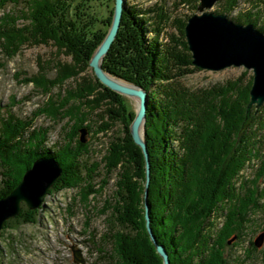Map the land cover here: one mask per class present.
Masks as SVG:
<instances>
[{
    "label": "rangeland",
    "instance_id": "rangeland-1",
    "mask_svg": "<svg viewBox=\"0 0 264 264\" xmlns=\"http://www.w3.org/2000/svg\"><path fill=\"white\" fill-rule=\"evenodd\" d=\"M229 1L235 7L231 11L226 12L222 8L223 0H217L212 7H206L205 11L199 9L202 0H125L124 12L130 7L131 13L134 14H132V18L134 19L130 16V21L135 24L140 33V27L138 26L141 22V26L144 24L145 34L144 36L141 34L140 38L142 37L141 39L144 40L145 37L149 40L147 44L150 48H153V53L156 54V62L161 61L158 67L162 73H165L166 66L168 65L170 45L177 47L175 51L177 54L176 59L175 57L172 58V63L169 65L171 68V80L162 79L160 78L161 76L156 77L159 73L151 65L145 85H140L133 80L137 76L136 72L141 69L140 64L135 62V60L133 62H135L136 66L133 65L131 72H124V69H121L123 61H132L128 57L130 56L129 52L124 47L117 46L125 44L123 40L121 43V39L119 40L120 43H117L119 32L122 31L123 27L121 28L120 26L117 37L102 60L104 68L106 57L109 56L111 59V68L115 72L104 68L109 75L119 81L146 89L148 97L146 99L147 121L144 127L146 129V139H149V109H152L154 104H158L157 102L160 97L161 100L167 97L161 94V90L164 91L163 89L166 84L172 80L175 84H183L193 92L196 90L201 93L202 90L211 91L213 89L217 93L222 94L226 90H229L232 83L238 84L242 88L246 87L248 82L251 81L252 86L249 91V101L246 104L244 121L240 125L238 136L241 137L250 133V138L253 140L260 139V136L263 138L264 109L262 110L261 108L264 106V101L259 106L257 102L252 105L250 110L251 119L242 131L251 101V89L255 79L254 68H248L244 64H232L216 70L198 66L193 62V52L187 40L186 26L189 19L195 14H202L206 11L225 14L229 20L245 25L249 22H247L244 16L249 15L255 20V22L250 23H253L256 29L264 33V0ZM0 2V113L3 116L2 120H0V130L3 127H7L6 137L14 136V138L18 139L22 137L21 135H17L20 128H22L21 123L25 122L24 124L27 127L28 125L34 128L42 127L45 133L47 132L43 135L40 133V130L38 132L40 135L36 134L30 140L26 139L21 149L19 145L16 149L12 148L13 151L11 150V152L10 149H7L5 157L0 152V189L6 184L5 181L9 176L8 174L13 175V177L21 176L23 179L27 170L33 168L34 162L38 160L51 158L62 170L57 181L43 195L37 207L30 208L25 202L21 203L22 210L20 214L26 212L30 221L21 222L20 224L12 223L13 220L20 216L19 214L9 218L0 230V264H132L131 260H128L129 252L124 257H127L126 259L123 258L120 252L124 244L121 241L120 234L114 232L119 229V226L117 225L118 220L113 217L116 216L117 212L115 208L117 209L119 202L118 180L120 179V173H122L123 178L127 177L126 171L134 179L139 189L136 194L137 197L135 196L136 198L132 202L136 201L134 206L141 211L143 206L144 210L143 222L147 235L144 232L142 224L138 228L135 226L137 222L130 224L132 230L135 231L134 237L139 240L140 247L144 251L142 252L147 256L144 257L145 259L143 258L144 263L164 264L163 256L157 251L148 233L147 219L145 217L146 166L144 167L145 175L142 178L138 170L140 159L137 158L138 152L137 148L133 145L135 141L131 133V125L140 108L139 98L114 90L103 83L91 65L93 55L109 34L113 24L116 0H73L71 12L74 18L76 17L75 19L79 21L76 28L86 34L87 43H94L96 45L87 64H84L83 59L79 61V56L75 58L73 55H66L65 50L59 48L52 41L44 43L43 40H37V35H40L36 31L34 24L28 25V23H31V19L36 13H43L46 10L37 12L39 6L29 3L31 0H0ZM79 6H81L80 9L78 8ZM239 16L244 17L245 21H238L236 18ZM130 21L126 22L129 26L132 24ZM32 23H36V20L33 19ZM27 25L29 28L26 27L24 29L23 27ZM129 28L131 31H134L132 25ZM138 30L136 34L134 33L135 36L140 35L138 34ZM127 34L125 36L132 37L130 33ZM125 36L123 37L126 38ZM66 38L68 39L69 37ZM113 46H115L116 50L114 49L115 51L111 54ZM140 55L142 53H139ZM189 56L191 64L184 65L180 69V66H173V61L182 60V58L187 60ZM62 69L63 72L66 70L70 71L68 73L69 78L63 81L65 84L62 88L55 87L53 93L47 95L42 92L41 87H36L34 79H44V72L47 73L48 71V74L54 77L55 73L60 70L62 71ZM176 70H178V74H176ZM129 77L134 78L128 79ZM81 80L83 83L88 84L92 93H97V96L102 98L101 107L103 109L101 111L100 109H96L91 112L87 109L85 103L82 106L87 121L80 127L78 137L80 143L86 147L85 149L89 153L84 156V159H86V162L88 161L89 165L87 167H90V170L87 171V167H82L84 169L82 175L76 176L75 181L71 180L73 185H68L60 180L64 174V165L54 156L43 155L33 157L34 151L32 148L40 146L44 150L43 144L51 147L56 142L61 141V131L63 125L69 121L68 117L61 122H54L46 113H42L38 108L42 107L46 101L51 103V97L54 93L57 94L58 91H61L62 94H65L68 88L75 86ZM177 84L176 86H178ZM233 95L234 99H240L236 93H233ZM52 98L56 101V95ZM222 103L223 101L220 104ZM70 104H73L72 101L66 107L68 110L73 109V106ZM165 104L163 105L165 106ZM224 107L227 108V106ZM253 107H256V109H253ZM255 110L260 111L253 116ZM150 116L152 115L150 114ZM127 120H129V124L126 127L125 122ZM217 121L219 122V120ZM87 125L91 126L92 132H90ZM101 125L105 127L110 125L112 130L110 129L107 132L103 129L101 131L99 130ZM83 128L86 131L84 130L82 133L81 129ZM167 129L173 133V127L169 126ZM178 129H176L177 138ZM96 130L99 132L96 133ZM119 134L121 135L119 136ZM118 136L121 140L123 139V145L121 144L117 147V152L113 151L109 154L108 146L110 142L116 144ZM171 136V143L168 142L169 147L173 146L175 150H177V147L179 149V140L174 138L172 134ZM129 139L133 142H131L133 147H130L131 143H129ZM121 140L120 142L122 143ZM135 145L137 144L135 143ZM260 145H263V143ZM260 145L252 148V157H249L250 159H247L245 164H243V169L240 166L238 167V172L224 186L229 196H231V193H234L239 195L241 200L246 195V190H249V193H251V197L253 198L252 205L249 211L243 215H246V222L240 226L234 224L239 219V216L236 215V218H234L231 215L232 211H228V206L231 204L230 199L225 198L216 203L215 207L212 208L209 219L215 223L211 225L210 221L206 230V236H208L206 239L209 247L206 250L202 249L198 253L195 252L194 254L197 255L191 256V261L193 262L190 261L188 264H210L209 257L213 256V251L217 250L214 247H218L221 251V264H264V198H261L264 196V174L260 180L258 179L260 177L258 176L259 168L262 166L264 160V150L260 149ZM137 146L141 149L139 145ZM147 148H149L148 144ZM29 149L31 150L29 151ZM258 150L261 151L260 155H257V152H260ZM148 152L151 163L150 183L148 187V192L150 193L153 161H151L150 150ZM141 153L145 165L142 149ZM106 155L107 157L109 156L108 159L113 161L116 166L111 171H108L109 164L106 163L108 160L105 161L104 158ZM215 156L213 157L217 162V156ZM20 158L21 160H19ZM198 158L199 160L201 159L200 157ZM232 159L228 160L226 166H233L232 170L236 171L238 165ZM149 198L148 194V204H150ZM194 198L195 195L193 194V197H190L191 204L194 203ZM236 206L239 207V205ZM187 207L183 205L181 208V216L183 217L182 227L180 226L179 232L176 231V234L179 233L177 238L181 234L183 237L185 233L183 238L185 248L181 251V253L185 254H188L195 247V232H193L192 225L198 224L197 222L203 215H196L197 213L195 214V211L192 209V214L188 213L190 214L188 222L186 217L187 212L184 211ZM167 209H169L168 204ZM233 212L236 213L237 210ZM226 215H230L231 219L235 220L232 223L234 225L233 229H235L233 233L226 230L222 231L224 227L228 228L229 226L227 224L228 216L226 218ZM128 218L132 219L131 221L135 220L133 210L129 213ZM194 218L197 221H193ZM149 223L153 235L156 237L151 217L149 218ZM122 230L125 231V229ZM112 233H114V237H112ZM186 236L189 238L187 242L185 241ZM261 238L262 241L258 244ZM163 245L169 256V264H184L183 256L173 255L172 249H167V245ZM188 248L190 250L187 252L186 249ZM76 253L79 254L76 256ZM132 256L134 254H131Z\"/></svg>",
    "mask_w": 264,
    "mask_h": 264
},
{
    "label": "trees",
    "instance_id": "trees-1",
    "mask_svg": "<svg viewBox=\"0 0 264 264\" xmlns=\"http://www.w3.org/2000/svg\"><path fill=\"white\" fill-rule=\"evenodd\" d=\"M223 1L222 8L224 11H231L235 7L229 0ZM29 3H34L35 6H39L37 12L46 10L43 13H36L32 19L30 18L31 23H28V25L34 24L36 31L40 35H37V40H43L44 43L52 41L58 45L59 48L65 50V53H67L66 55H73L75 58L76 56H79L80 58L77 57L78 60L81 61L80 59H83L82 61L85 62L84 64H87L96 45L94 43H87L86 34L76 28L79 21L75 19L76 17L74 18L73 13L71 12L73 0H31ZM80 7L81 6L78 8L80 9ZM129 8L130 7L124 12L121 25V28L123 27V29L119 32L117 39V43H120L119 40L121 39V43L123 40L125 44L117 46L124 47V49L129 52L130 56L128 57L131 58L132 61H123L121 69H124V72H131L133 65L136 66L135 62L140 64L141 69L136 72V78H128H134V82L140 85L146 84L147 81L145 82V80L148 78V72L151 70V65L159 73L156 77L161 76L160 78L162 79L171 80V68L169 65L172 63V58L175 57L176 59L177 54L175 51L177 47L170 45L171 48L169 50L170 56L168 58V65L166 66L165 73H162L158 67V64H160L159 62L161 61H158V63L156 62V54L153 53V48H150L147 44V41L149 40L145 37L144 40L141 39L142 37L140 38L141 34H143V36L145 34L144 24L141 26L140 24L142 22L140 21L141 23L138 26L140 27V33L135 24L130 21V16L132 18L134 14L131 13L132 11H130ZM244 17L249 23L255 22V20L249 15ZM244 17L239 16L236 19L240 22H244ZM33 19L36 20V23H32ZM127 21L132 23L131 25L134 31L130 30L129 27L131 25H127ZM28 25L23 28H29ZM136 29L139 32L138 34H140L138 36H135ZM127 33H130L132 37L125 36ZM66 37L69 38L67 39ZM115 46H113L111 54L116 50V48H114ZM139 53H142V55L139 56ZM108 57L109 56H107L104 61V68L107 70H113L111 68V59ZM134 60L135 62H133ZM152 61L153 63L151 64ZM173 63V66H180V69L183 68L182 66L184 65L191 64V59L189 56L187 60L182 58V60L173 61ZM177 72L178 70H176V74H178ZM68 73H70V71L66 70L63 72L62 69V71L60 70L55 73L54 77H51L47 71V73L44 72V79L38 80L37 78L34 79V82L36 83V87H41L43 90L42 92L49 95L50 93H53L55 87L62 88L64 86L65 83H63V81H65L66 78H69ZM173 83V80L169 81L164 87V91L161 90V94H164L167 97H164V100H161L160 97L157 102L158 104H154L152 109H149L148 124H150V128L148 134L149 139L147 140L149 142L148 145L151 161H153L149 205L150 217L158 242L167 245V249H172L173 255L183 256L184 264H188L191 261V256L194 257L197 255L194 254L195 252L198 253L202 251V249L206 250L209 247L206 239L208 237L206 236V230L210 221L211 225H214L215 223L209 219L212 208L215 207L216 203L225 198L230 199L231 204L228 206V211H232L231 215H233L232 217L234 218H236V215L239 216V219H236L237 222H235V220L233 221L231 219L230 215H226V218L228 216L227 224H229V226L228 228L224 227L222 231L226 230L233 233L235 232V229H233V222L239 226L244 225V222H246V215H243L245 212L249 211L250 206L252 205L253 198L251 197V193H249V190H246V195L241 200L239 195L234 193H231V196H229L228 192L224 189V186L226 185V182L230 181L235 173L238 172V167L240 166L241 168L247 159L249 160V157H252L251 150L253 147L255 148L263 143V145H260V149L262 151L264 150V136L263 138L260 136V139L258 140L251 139L250 133L242 135L241 137L238 136L240 125L244 121L246 104L249 101V91L252 86L251 81L248 82L246 87L242 88H240L238 84L232 83L229 90H226L223 94L219 92L218 94L217 91L213 89L211 91L202 90L201 93L196 90L193 92L183 84L178 85L176 83L178 85L176 86V84ZM67 90L68 91H66L65 94H62L61 91H58L57 94L54 93L52 97L56 95V101L51 97V103L46 101L42 107L38 108L42 113H46L54 122H61L68 117L69 121L63 125L61 131V141L56 142V144L51 147H47L43 144L44 150L40 148V146L34 147L32 150L34 151L33 157L50 155L60 160L64 165V174L60 180L68 185H73L71 180L75 181L76 176L82 175V167L85 168L89 165L88 161L86 162V159H84V156L89 153L85 149L86 147L80 143L78 137L80 127L86 122L85 112L82 110V106L85 103L87 109L91 112L96 109H100L101 111L103 108L101 107L102 98H99L97 93H92L88 84L83 83L82 80L78 81L75 86L68 88ZM110 92L116 94L113 91ZM233 93H236L240 99H234ZM70 101L73 103L70 104L73 106L72 110L66 108ZM162 101L166 103L165 106L163 105L164 103L162 104ZM221 101H223L222 104H220ZM224 106H227V108ZM253 109H256V107H253ZM261 109L263 110L264 106ZM256 111L257 110L253 112V116H255L260 110ZM150 114L152 116H150ZM1 118H3V116H1L0 113V120H2ZM217 120H219V122ZM24 123L25 122L21 123L22 128H20V131L17 134L22 136L18 138L19 140L14 138V136L6 137L7 127H3L2 130H0V152L2 156L4 155L5 157V155H7V149H10L11 152L12 148L16 149L18 145L21 149L26 139L30 140V138H33L36 134L40 135V133H42L45 135L47 133H45L44 128L42 127L34 128L30 125L27 127ZM128 124L129 120L125 122V126L127 127ZM207 125L210 127H206ZM169 126L174 128V130H172L173 133L167 129ZM87 127L90 129V132H92L91 126L87 125ZM177 128H179L178 138L176 133ZM103 129L108 132V130L111 129V126L109 125L105 127L104 125H101L99 130L102 131ZM40 130L41 132L38 133ZM95 132L98 133L99 131L96 130ZM171 134L174 138L179 140V149L177 147V150H175L171 144V147H169L168 142L171 143L170 139L172 140ZM120 135L121 134H119V136ZM119 136L116 139L118 144L110 142L108 146L109 154L113 151L117 152V147L121 144L123 145V139L121 140ZM45 138L47 139V137ZM131 142L132 141L129 139V143ZM132 143L130 144V147H133ZM75 144L77 145L75 146ZM133 145L137 148V158L140 159V164L138 163L140 165V167H138L140 172H138L143 178L145 175V165L141 149H139L135 143H133ZM30 150L31 149H29V151ZM260 153L261 151L257 152V155H260ZM213 156L217 158V162L214 160ZM198 157L201 159L199 160ZM104 158L105 161L108 160V162H106L109 164L108 171L116 168L114 162L108 159L109 156L107 157L106 155ZM230 158H233V162H237L238 166L236 171L232 170L233 166H226ZM19 160H21V158ZM243 167L241 169H243ZM86 170L89 171L90 167H87ZM126 173V178H123L122 173H120V179L118 180L119 202L117 201L118 206L117 209L115 208L117 212L116 216L113 217L118 220L117 225L119 226V229L114 232L120 234L121 241L124 244L120 249L122 250L120 252L123 255V258L126 253L129 252L128 260H131L132 264H146L144 263L143 258L147 256L143 253L144 251L140 247L139 240L134 237L135 231L132 230L130 225L137 222V225L135 224L136 228L141 224L142 227L144 226V210L143 206L142 211L134 206L136 201H134V203L132 202L133 199L137 197L136 194L139 189L131 175L127 171ZM263 174L264 160L262 166L259 168V180ZM8 175L9 176L7 177L5 173L7 180L5 181L6 184L4 187L0 189V198L6 197L22 179L21 176L13 177L11 174ZM230 175H232V177H230ZM193 194L195 195V198L193 200L194 203L191 204L190 197L192 198ZM261 198H264V196ZM167 204L169 205V209H167ZM183 205L188 206L186 210H184L187 212V219L190 214H192V209L195 211V214L197 213L196 215L203 214L197 222L198 224L192 225L193 232H195V247L191 250L190 248L186 249L187 252L190 250L188 254L181 253L185 248L183 240L185 233L183 234V237L181 236L182 234L178 236L180 240L177 238L179 233L176 234V231L179 232L178 230L180 229V226L182 227L183 217L181 216V208ZM236 205H239V207ZM131 210H133L135 215V220L133 221L128 218ZM235 210H237L236 213L233 212ZM28 221H30V219L28 218L27 213L22 212L12 223L20 224L21 222L24 223ZM193 221L197 220L194 218ZM177 226L178 228H176ZM122 229H125V231ZM143 229L147 235L145 226ZM111 235L114 237V233ZM185 239L187 242L189 238L186 236ZM214 248L217 250L213 251L212 258L209 257L211 261L209 263L221 264V251L218 247ZM131 254H134V256L131 257Z\"/></svg>",
    "mask_w": 264,
    "mask_h": 264
},
{
    "label": "water",
    "instance_id": "water-1",
    "mask_svg": "<svg viewBox=\"0 0 264 264\" xmlns=\"http://www.w3.org/2000/svg\"><path fill=\"white\" fill-rule=\"evenodd\" d=\"M216 1L202 0L199 9L205 11L206 7H212ZM124 3L125 0H116L113 24L109 34L93 55L91 65L103 83L114 90L139 98L140 108L131 125V133L135 143L142 149L145 158L147 177L145 217L147 219V229L157 251L163 256L164 264H169V256L165 246L157 241L149 223L147 197L149 194L151 163L145 136L146 129L144 128L147 116V91L133 84L125 85L122 81L120 82L109 75L102 66V60L119 32L123 18ZM186 35L190 49L193 52V62L198 66L216 70L232 64H244L248 68H254V85L251 89V101L243 131L251 119L250 110L252 105L257 102L259 106L264 101V33L256 29L253 23L246 25L237 23L229 20L225 14L206 11L202 14H195L189 19L186 26ZM84 130L86 131L84 128L81 129L82 133ZM50 159L34 162L33 168L27 170L22 181L6 197L0 199V230L9 218L20 214L22 202H25L30 208L37 207L43 195L57 181L62 170L53 159ZM262 238L258 241V244L261 243ZM78 254L76 253V256Z\"/></svg>",
    "mask_w": 264,
    "mask_h": 264
},
{
    "label": "bare ground",
    "instance_id": "bare-ground-1",
    "mask_svg": "<svg viewBox=\"0 0 264 264\" xmlns=\"http://www.w3.org/2000/svg\"><path fill=\"white\" fill-rule=\"evenodd\" d=\"M3 2H4V1H3ZM0 3H1V2H0ZM177 53H178V52H177ZM179 59H180V58H179ZM120 82H121V81H120ZM123 83H124L125 85L128 84V83H125V82H123ZM129 85H130V84H129ZM150 89H151V88H150ZM146 111H147V110H146ZM146 115H147V112H146ZM146 118H147V116H146ZM86 121H87V120H86ZM146 121H147V119H146ZM89 124H90V123H89ZM73 131H74V130H73ZM88 136H89V135H88ZM146 142H147V139H146ZM39 143H40V142H39ZM148 143H149V142H147V144H148ZM112 146H113V145H112ZM148 150H149V148H148ZM12 151H13V150H12ZM24 154H25V153H24ZM21 156H22V155H21ZM21 156H20V157H21ZM68 159H69V158H68ZM59 161H60V160H59ZM71 161H72V160H71ZM83 168H84V167H83ZM83 170H84V169H83ZM158 172H159V171H158ZM164 175H165V174H164ZM8 182H9V181H8ZM167 182H168V181H167ZM111 206H112V205H111ZM116 206H117V205H116ZM123 240H124V239H123ZM126 248H127V247H126ZM123 253H124V252H123ZM121 256H122V255H121ZM126 258H127V257H126ZM126 258H125V259H126ZM124 261H125V260H124Z\"/></svg>",
    "mask_w": 264,
    "mask_h": 264
}]
</instances>
